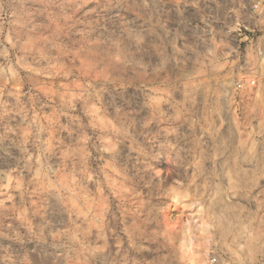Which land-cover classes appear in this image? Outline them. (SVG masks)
Segmentation results:
<instances>
[{
	"label": "clouds",
	"instance_id": "clouds-1",
	"mask_svg": "<svg viewBox=\"0 0 264 264\" xmlns=\"http://www.w3.org/2000/svg\"><path fill=\"white\" fill-rule=\"evenodd\" d=\"M0 264H264V0H0Z\"/></svg>",
	"mask_w": 264,
	"mask_h": 264
}]
</instances>
